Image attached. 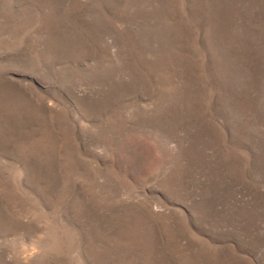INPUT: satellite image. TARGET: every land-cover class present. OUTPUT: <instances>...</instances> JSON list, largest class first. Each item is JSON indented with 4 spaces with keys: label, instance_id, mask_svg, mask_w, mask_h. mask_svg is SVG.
<instances>
[{
    "label": "rangeland",
    "instance_id": "374dc122",
    "mask_svg": "<svg viewBox=\"0 0 264 264\" xmlns=\"http://www.w3.org/2000/svg\"><path fill=\"white\" fill-rule=\"evenodd\" d=\"M0 264H264V0H0Z\"/></svg>",
    "mask_w": 264,
    "mask_h": 264
}]
</instances>
